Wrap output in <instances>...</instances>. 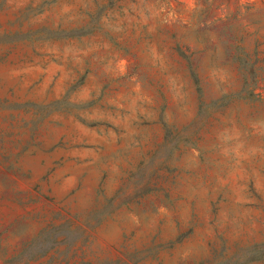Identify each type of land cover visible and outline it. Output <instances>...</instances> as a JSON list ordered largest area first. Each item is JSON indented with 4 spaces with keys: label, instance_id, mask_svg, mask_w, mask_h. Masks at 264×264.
Wrapping results in <instances>:
<instances>
[{
    "label": "rangeland",
    "instance_id": "374dc122",
    "mask_svg": "<svg viewBox=\"0 0 264 264\" xmlns=\"http://www.w3.org/2000/svg\"><path fill=\"white\" fill-rule=\"evenodd\" d=\"M0 264H264V0H0Z\"/></svg>",
    "mask_w": 264,
    "mask_h": 264
}]
</instances>
